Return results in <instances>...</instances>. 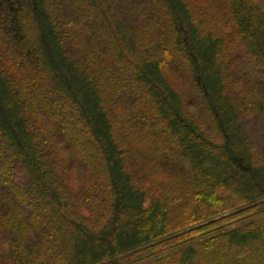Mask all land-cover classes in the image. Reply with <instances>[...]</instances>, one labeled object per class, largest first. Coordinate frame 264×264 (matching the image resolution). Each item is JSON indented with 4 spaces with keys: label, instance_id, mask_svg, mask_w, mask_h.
I'll return each mask as SVG.
<instances>
[{
    "label": "trees",
    "instance_id": "16d2710c",
    "mask_svg": "<svg viewBox=\"0 0 264 264\" xmlns=\"http://www.w3.org/2000/svg\"><path fill=\"white\" fill-rule=\"evenodd\" d=\"M0 264H264V0H0Z\"/></svg>",
    "mask_w": 264,
    "mask_h": 264
},
{
    "label": "rangeland",
    "instance_id": "374dc122",
    "mask_svg": "<svg viewBox=\"0 0 264 264\" xmlns=\"http://www.w3.org/2000/svg\"><path fill=\"white\" fill-rule=\"evenodd\" d=\"M122 102H123V101H122ZM123 105H126L125 102H123ZM61 141L63 142V140H61ZM59 142H60V141H59ZM62 142H61V143H62Z\"/></svg>",
    "mask_w": 264,
    "mask_h": 264
}]
</instances>
